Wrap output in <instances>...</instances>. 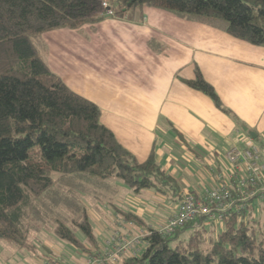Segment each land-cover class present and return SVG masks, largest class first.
Returning a JSON list of instances; mask_svg holds the SVG:
<instances>
[{
  "label": "trees",
  "instance_id": "trees-1",
  "mask_svg": "<svg viewBox=\"0 0 264 264\" xmlns=\"http://www.w3.org/2000/svg\"><path fill=\"white\" fill-rule=\"evenodd\" d=\"M144 7L264 47V0H0V240L28 248L26 222L52 191L54 175L102 187L118 181L136 194L152 190L170 202H181L182 186L155 153L139 162L101 123L100 109L69 89L43 56L41 36L46 32L78 29L105 17L131 18ZM188 84L225 111L199 69ZM35 147L41 160L32 156ZM258 207L251 200L246 209L232 211L222 226L199 217L171 237L159 235L138 214L121 210L125 222L150 235L139 256L118 264H264V216ZM57 222L61 240L86 255L100 252L86 210L72 227ZM186 232L189 235L182 238Z\"/></svg>",
  "mask_w": 264,
  "mask_h": 264
},
{
  "label": "crops",
  "instance_id": "crops-1",
  "mask_svg": "<svg viewBox=\"0 0 264 264\" xmlns=\"http://www.w3.org/2000/svg\"><path fill=\"white\" fill-rule=\"evenodd\" d=\"M41 41L51 71L100 109L101 123L139 162L155 153L183 192L203 194L214 184L212 170L226 172V153L234 146L254 143L264 154V47L154 7L131 18L105 17L78 29L52 30ZM197 69L225 111L188 84ZM189 164L203 169L197 179ZM114 183L125 192L105 206L114 217L109 226L100 220V250L114 229L136 234L138 227L123 225L121 210L152 227L176 211L177 204L155 191L148 196L163 200L160 212L136 198L142 193Z\"/></svg>",
  "mask_w": 264,
  "mask_h": 264
},
{
  "label": "rangeland",
  "instance_id": "rangeland-1",
  "mask_svg": "<svg viewBox=\"0 0 264 264\" xmlns=\"http://www.w3.org/2000/svg\"><path fill=\"white\" fill-rule=\"evenodd\" d=\"M31 153L35 160H41L39 147H35ZM188 154L191 153L188 152ZM199 170L200 174L203 173L201 167ZM199 170L194 164H189V171L194 179H197ZM54 179L57 182L52 191L41 200V203L36 204L26 222L29 230L28 248H19L14 244L0 240V264H83L86 258L84 253L56 235L57 221H65L72 227V221L78 219L84 209L89 213L98 236L101 235L99 232L100 220L106 222L107 226L111 225L112 221L109 217L113 219L114 214L112 209L106 210L105 206L112 205L117 201L116 198H122L123 192H125L117 188L115 181H110L107 187H102L77 178L60 180L59 175H54ZM121 185L126 191L133 193L124 184L121 183ZM141 193V196L136 198L142 204L158 212L162 210L163 200L158 203L148 196L152 190H145ZM167 205L169 203L164 206L166 211L169 209L166 207ZM260 212L264 216L263 207ZM156 215L158 214L156 213ZM154 218L157 217L154 216ZM188 235L189 232H186L182 238H187ZM99 237L101 239V236ZM142 248L143 251L146 248L145 245Z\"/></svg>",
  "mask_w": 264,
  "mask_h": 264
},
{
  "label": "built area",
  "instance_id": "built-area-1",
  "mask_svg": "<svg viewBox=\"0 0 264 264\" xmlns=\"http://www.w3.org/2000/svg\"><path fill=\"white\" fill-rule=\"evenodd\" d=\"M107 7V2L103 3ZM112 15V11L107 12ZM228 168L226 172L214 174V184L203 194L184 191L176 211L165 223L154 227L162 237H171L176 231L199 217H207L210 222L223 225L232 211L240 212L253 201L264 203V154L261 148L251 143L246 147L234 146L226 153ZM130 228L133 223L123 222ZM150 232L138 228L135 235L123 234L114 229L106 240L103 250L97 255H86L83 264H118L124 257L141 254V246H147L145 238Z\"/></svg>",
  "mask_w": 264,
  "mask_h": 264
},
{
  "label": "water",
  "instance_id": "water-1",
  "mask_svg": "<svg viewBox=\"0 0 264 264\" xmlns=\"http://www.w3.org/2000/svg\"><path fill=\"white\" fill-rule=\"evenodd\" d=\"M252 136H255L253 133H250Z\"/></svg>",
  "mask_w": 264,
  "mask_h": 264
}]
</instances>
